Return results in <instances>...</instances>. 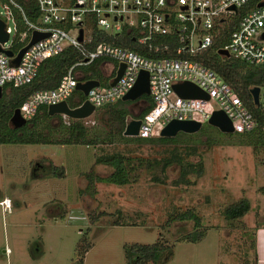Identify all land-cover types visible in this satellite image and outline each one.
Wrapping results in <instances>:
<instances>
[{
	"label": "rangeland",
	"instance_id": "obj_1",
	"mask_svg": "<svg viewBox=\"0 0 264 264\" xmlns=\"http://www.w3.org/2000/svg\"><path fill=\"white\" fill-rule=\"evenodd\" d=\"M140 99L129 101L128 113L137 115ZM105 115L98 105L78 118L88 143H0V198H9L8 210L0 204V264H127L125 245L154 241L171 247L158 264H253V231L264 224V138L253 144L254 128L221 131L203 121L156 140L117 133ZM74 119L43 116L32 127L63 140ZM175 151L201 169L188 171V182L174 161L162 166ZM114 152L129 162L126 183L108 181L119 175L106 161ZM242 197L247 211L225 217L223 208ZM184 211L196 216L195 227L175 217ZM199 230L196 240L181 237Z\"/></svg>",
	"mask_w": 264,
	"mask_h": 264
},
{
	"label": "built area",
	"instance_id": "obj_2",
	"mask_svg": "<svg viewBox=\"0 0 264 264\" xmlns=\"http://www.w3.org/2000/svg\"><path fill=\"white\" fill-rule=\"evenodd\" d=\"M0 4V19L7 33V39L0 42L3 49H11L14 41L22 40L20 47L28 41L32 30L46 32L27 45L16 64L10 62L16 50L11 49V55L0 50V88L5 83L19 86L29 82L44 58L67 45L80 55L55 86L33 89L24 97L17 109L25 120L40 106L46 108L61 100L68 106L87 100L96 107L121 99L143 69L147 72L148 106L141 114L128 113L124 119V124L131 117L139 119L137 136L159 135L172 119H190L201 124L215 109L226 114L232 131L249 130L255 125V117L236 90L203 61V54L215 39L222 37L224 43L218 48L226 49L227 54L217 52L219 55L264 68V0H34L37 14L32 19L25 16L15 0H0ZM14 10L21 14V29ZM93 29L102 30L118 42L101 39L87 48ZM99 56L114 61L105 59L97 65L101 74L110 67L109 79L101 83L95 78L98 83L70 105L68 99L77 90L76 82L92 78H79L83 71L77 66L87 65ZM119 63L123 64L121 73L110 84ZM181 81L195 84L207 98L179 95L172 84ZM257 99V104L253 103L264 115V76L258 85ZM133 104L142 107L146 101L141 98ZM0 203L5 210L9 209V198Z\"/></svg>",
	"mask_w": 264,
	"mask_h": 264
},
{
	"label": "trees",
	"instance_id": "obj_3",
	"mask_svg": "<svg viewBox=\"0 0 264 264\" xmlns=\"http://www.w3.org/2000/svg\"><path fill=\"white\" fill-rule=\"evenodd\" d=\"M17 1L27 18H33L36 14V8L34 0H15ZM15 18L18 22V26L22 28L21 14L13 11ZM108 39L117 43L118 40L111 38L102 30L93 29V38L86 44L87 48H92L94 44L101 40ZM224 38L215 39L210 47H208L203 54V61L214 68L216 72L226 81H228L234 90L238 93L240 98L243 100L247 108L252 112L255 117V125L251 129H255L256 137L252 135L254 143L260 142L264 138V115L260 111L259 107L254 105L252 101L249 88L253 85H259L264 76V68L255 64L245 63L243 60L234 58L231 56H223L217 53V48L224 43ZM17 42L14 41L11 45V49L17 50L19 47L15 45ZM78 51L71 45L65 46L61 51L56 54H52L44 58L38 65L37 71L34 77L27 83H24L19 86H12L9 83L3 84L1 88L0 95V143H35V142H77V143H88L91 142L90 139H85V128L80 123L78 118L74 119V122L68 126V136L63 140H49L44 132L33 128L32 126L37 123L41 117L46 116L49 118H61L64 115L59 113L48 114L45 106H40L36 113L29 119L25 120L20 126L13 127L10 125L9 117L14 107H17L20 102L28 95L33 89L36 88H50L55 86L60 76L66 71L67 67L78 60L79 58ZM113 59L106 56H99L95 58L91 63L86 65H78L77 67L83 71V75L79 78H98L102 75L99 71L97 65L102 60ZM76 92V93H75ZM74 95V96H73ZM141 98L146 101V104L136 112L137 115L141 114L148 106V96L142 93ZM76 97V100L73 99ZM83 94L80 90H74L71 96L68 99L70 105L76 104L80 99H82ZM130 100L117 99L113 102H108L101 107L105 108V118L108 122L112 124L117 133L122 132L124 127V119L128 114V103ZM259 129L263 132V135H260ZM250 130V129H249ZM122 134V133H121ZM158 139L156 140H166L171 139L172 136H161L156 135ZM59 138V137H58ZM252 139L249 141L252 142ZM153 141V140H152ZM256 145V144H255ZM123 155L118 152L109 153L107 162L112 163L114 171H117L118 176L113 175V171L110 172L111 178L108 181H112L117 184H123L128 181V169L126 164L129 162H122ZM171 161H174L179 166V179L188 182V179L184 177L186 173L192 168L193 172L198 174L200 172V167L196 168L192 166L193 163L188 161H183L182 157L175 151L172 154V157L163 161L162 166H166ZM116 173V174H117ZM248 209V200L245 197L240 198L239 200L228 204L223 208V213L227 218H235L241 216ZM178 219L186 220L192 219L194 227L197 223L196 216L190 212H181L175 215ZM195 223V224H194ZM202 234V230L194 231L188 233L184 236H181L187 240H196ZM253 256L255 264V252H254V235L251 241ZM124 253L127 264H143L144 262L151 260L154 263H159L164 259H168L171 256V247L154 241L153 243H133L124 246ZM81 261V260H80Z\"/></svg>",
	"mask_w": 264,
	"mask_h": 264
},
{
	"label": "water",
	"instance_id": "obj_4",
	"mask_svg": "<svg viewBox=\"0 0 264 264\" xmlns=\"http://www.w3.org/2000/svg\"><path fill=\"white\" fill-rule=\"evenodd\" d=\"M46 32L38 31V30H32L31 35L26 43L18 47L15 54L10 58V62L12 64H16L19 60V57L23 50L27 47L28 44H30L33 40L36 38L45 35ZM262 36L264 37V31L262 32ZM78 39L81 38V30L79 29V34L77 36ZM7 39V33L3 28V21L0 19V42H3ZM0 50L4 51L6 54L11 55L12 50L11 49H3L0 46ZM217 52L219 54H227L226 49L224 48H217ZM122 63H119L117 69L115 70V75L109 80L110 84H113L118 76L121 73L122 70ZM98 80L95 78H87L83 81L78 80L75 84V88L77 90H80L82 94H85L87 92V89L97 84ZM173 89L181 96H200L207 98V94L200 89L195 84L188 82V81H181V82H175L172 84ZM148 92V85H147V72L146 70H139L136 79L129 88L122 96V100H134L136 97L140 96L142 93ZM249 92L252 97V101L257 104L258 99V85H253L249 88ZM0 95H1V88H0ZM94 107L91 103H89L87 100H83L79 105L76 106H68L67 102L64 100L55 102V103H49L46 106V111L48 114L53 113H62L69 117L74 118H81L84 116H87L93 111ZM10 125L13 127H17L25 123V119H23L19 113L17 107H14L11 115L9 117ZM207 122L215 125L218 129L221 131H232V126L230 123L229 118L226 116V114L221 109H215L210 114V116L207 119ZM139 119L137 117H131L127 120V122L124 124V127L122 129L123 135H136L137 134V127H138ZM200 126V123L195 120L190 119H172L168 121L159 131V135L161 136H171L176 133V131H187L191 132L196 130Z\"/></svg>",
	"mask_w": 264,
	"mask_h": 264
},
{
	"label": "crops",
	"instance_id": "obj_5",
	"mask_svg": "<svg viewBox=\"0 0 264 264\" xmlns=\"http://www.w3.org/2000/svg\"><path fill=\"white\" fill-rule=\"evenodd\" d=\"M3 198H8V197L2 196L0 200ZM253 235H254L255 264H264V224L256 223L253 231ZM5 249H8V246H6ZM86 251L87 248L86 250H84L82 256H84V253ZM81 264H82V259H81Z\"/></svg>",
	"mask_w": 264,
	"mask_h": 264
}]
</instances>
